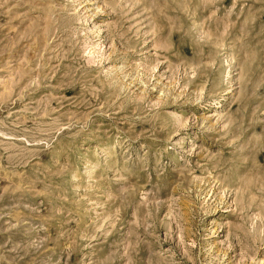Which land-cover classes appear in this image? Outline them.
Instances as JSON below:
<instances>
[{
    "label": "rangeland",
    "instance_id": "obj_1",
    "mask_svg": "<svg viewBox=\"0 0 264 264\" xmlns=\"http://www.w3.org/2000/svg\"><path fill=\"white\" fill-rule=\"evenodd\" d=\"M0 264H264V0H0Z\"/></svg>",
    "mask_w": 264,
    "mask_h": 264
}]
</instances>
